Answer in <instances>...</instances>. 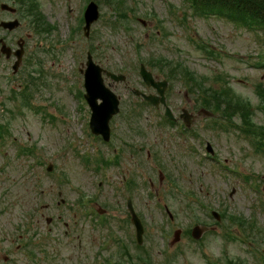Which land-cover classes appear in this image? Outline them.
<instances>
[{"label": "rangeland", "instance_id": "374dc122", "mask_svg": "<svg viewBox=\"0 0 264 264\" xmlns=\"http://www.w3.org/2000/svg\"><path fill=\"white\" fill-rule=\"evenodd\" d=\"M37 1L51 26L47 53L35 38L24 69L0 74V264H131L139 255L149 264H264V140L242 134L238 115L230 120L218 112L196 115L184 129L182 122L165 125L163 108L148 106L130 123L121 113L141 99L120 82L114 87L121 116L106 144L90 131L80 71L90 50L105 68L126 74L129 86L147 91L138 74L142 60L172 79L175 114L183 107L196 114L189 86L169 71L179 66L249 101V126L258 128L264 29L223 14L196 15L189 0H119L121 14L97 0L101 15L86 38L78 28L90 0ZM117 19L124 25L115 27ZM123 143L134 146L133 156L127 149L118 161L114 148ZM124 175L138 186L133 200L145 225L143 248L136 246ZM102 206L103 216L96 211ZM216 209L226 214L220 223L210 217ZM205 221L215 229L189 240L193 225ZM176 229L179 242L172 241Z\"/></svg>", "mask_w": 264, "mask_h": 264}, {"label": "trees", "instance_id": "16d2710c", "mask_svg": "<svg viewBox=\"0 0 264 264\" xmlns=\"http://www.w3.org/2000/svg\"><path fill=\"white\" fill-rule=\"evenodd\" d=\"M189 1L193 5L195 13L203 15L222 13L240 19L241 24L243 23L249 26H254L255 24L264 28V0ZM108 2L115 9L116 14H121V11L124 9L122 1L108 0ZM123 15L124 19H127L126 14ZM121 22L123 23L122 20ZM157 61L159 65L163 64L162 59ZM163 65L169 66L171 63H164ZM171 71H173V68H171ZM185 74L193 80V82H188L187 85H190L191 89L196 92L200 102L205 107L213 109L215 112L220 113L221 117H228L230 120L233 118L232 116L238 115L241 118L240 128L244 134L248 132L256 138L259 136V141L264 140V125L258 128L249 126L250 124H254L252 116L253 106L249 101L237 95L229 86H217V84L211 86L207 81L200 80L194 73L188 70ZM260 147L262 148L261 143Z\"/></svg>", "mask_w": 264, "mask_h": 264}, {"label": "flooded vegetation", "instance_id": "af4514ba", "mask_svg": "<svg viewBox=\"0 0 264 264\" xmlns=\"http://www.w3.org/2000/svg\"><path fill=\"white\" fill-rule=\"evenodd\" d=\"M6 2L10 4L11 7L5 8L2 10L1 12L2 19L0 20V23L3 20L13 21L17 19L18 26H16L15 29L13 30H10L8 28H3L0 26V40H2V42L0 43V74L4 72V70L2 69H12L14 71L13 68H14V65L16 64V59H17L16 53L18 50H23V56H22L23 60L21 61L19 67L17 68L18 69L17 72L14 71L13 73L14 75H17L22 70V66L24 64V60L28 52L30 50L32 52L33 50L31 46V42L35 38L37 39L40 38L41 48L42 50L44 49V46L46 45V42H47V34L45 31L46 23L44 22V19L42 18V16L38 15V13H36V11L30 5L29 3L30 0H5V3ZM4 43L7 46H9L8 48H5L6 49L5 53L3 52ZM8 64L10 66H8ZM167 88H166L165 94H166V97L169 100H171V97L169 96L170 88L168 86ZM175 122H178V120H175ZM110 142H107V143H110ZM123 144H124L123 147L118 146V148H114V151L116 150V153H113V155L116 157L118 161L122 159L123 152H127V149H130L129 155L131 157L133 156L131 151H133L134 146L128 147L127 143H123ZM135 152H136V146H135ZM127 171L129 172L130 170L128 169ZM122 178H123L124 187L126 189H129V194L126 197L125 201H127V203H128V200L132 201L135 212L141 218L142 214L140 211L138 210L136 211L134 200H133L135 199L134 193H136V191L138 190V186L137 185L134 186V182H132L131 178L127 177L126 175H124ZM130 218H131V213H130ZM129 256L131 257L130 254L127 255V257ZM140 258H141V255H139V259ZM136 261L139 262L138 260Z\"/></svg>", "mask_w": 264, "mask_h": 264}, {"label": "water", "instance_id": "95a60500", "mask_svg": "<svg viewBox=\"0 0 264 264\" xmlns=\"http://www.w3.org/2000/svg\"><path fill=\"white\" fill-rule=\"evenodd\" d=\"M85 12V28L88 30L90 25L99 17V9L98 4L93 0L90 2L86 8ZM12 25L14 23H7ZM87 68L85 69L84 77V89H86L85 100L89 102L91 110L93 111L91 116V128L96 134H103V136L108 139L109 138V120L110 118L119 112V103L120 99L114 93L111 88L106 87L104 82V77H102V73L104 72L107 76H111L115 81L124 80L125 76L121 73L118 75L105 70L101 65L95 64L93 61V57L90 53H88L87 60ZM140 75L143 76L144 81L147 85L155 86L158 88L161 96L157 95H146L142 94L144 98L150 100L153 104L158 105L159 101H161L165 105V97L163 96V90L160 88V85H165V82L156 81L151 74L150 71L147 70L145 64L141 65ZM138 94H141L140 91L136 90ZM98 99H102L99 102ZM166 114H171V109L166 106ZM133 222L136 223L137 226V234L141 236L143 227L138 218H133ZM198 228L196 227L194 232L196 233Z\"/></svg>", "mask_w": 264, "mask_h": 264}]
</instances>
